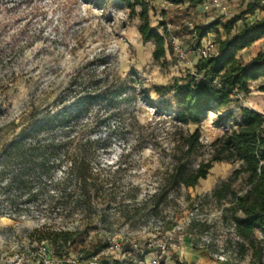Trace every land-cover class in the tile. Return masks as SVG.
Segmentation results:
<instances>
[{
    "label": "rangeland",
    "instance_id": "374dc122",
    "mask_svg": "<svg viewBox=\"0 0 264 264\" xmlns=\"http://www.w3.org/2000/svg\"><path fill=\"white\" fill-rule=\"evenodd\" d=\"M165 1L150 2V25L158 33H162L163 13L172 9ZM221 2L224 12L196 8V15L190 17L192 24L186 21L190 29L218 23L201 44L224 39L264 17V0ZM253 5L254 9H249ZM128 17L117 0H0V264H62L64 258L67 262L74 259L82 248L92 257L75 264H110L111 259L146 264L156 255L158 244H165L166 254L160 258L164 264L173 256L183 258L187 243L206 249L221 264L234 262L230 197L217 201L212 191L231 178L237 164L213 163L205 179L194 187L172 191L159 207L154 208L148 197L160 188L172 167L175 142L181 134L199 131L203 148L190 161L194 169L209 160L210 143L224 131L236 129L240 108L264 116V93L258 90L264 78L250 82L248 91L238 93L218 114L209 112L198 125L181 126L169 116L176 108L172 96H158L154 90L192 74L198 47L191 39L173 38L172 52L155 61L153 43L141 40L138 20ZM230 20L233 23L227 31L224 27ZM177 50L185 53L183 59L178 58ZM260 50H264V37L237 52L236 57L246 63ZM88 75L101 80L96 90L119 88L125 99L116 104L115 114L96 134L105 145L95 151L92 168L97 177L89 182L100 189L96 194L90 192L80 207L71 203L61 209L49 205L50 197L56 198L51 191H37L33 175L27 179V187L7 184L10 171L4 166L5 152L19 139L30 116L71 103L75 92L69 88L70 80ZM84 91L95 89L87 86ZM108 111L105 106H93L69 134L79 135L92 128ZM76 151L75 146L69 148V154ZM10 166L16 167L14 163ZM55 177L58 180L61 175ZM73 186L70 181L66 190ZM246 188L240 175L229 182L228 190L243 194ZM28 193L34 195L30 201ZM43 227L76 230L74 252L69 250V257L62 259L52 256L46 242H37V231ZM103 245L107 248L100 249ZM113 245L120 249H110ZM41 246H46L49 254H42Z\"/></svg>",
    "mask_w": 264,
    "mask_h": 264
},
{
    "label": "trees",
    "instance_id": "16d2710c",
    "mask_svg": "<svg viewBox=\"0 0 264 264\" xmlns=\"http://www.w3.org/2000/svg\"><path fill=\"white\" fill-rule=\"evenodd\" d=\"M127 10L130 19L138 20L137 31L145 43H153V60L165 58L173 50L172 39L188 41L191 39L197 47L209 30L218 25L213 22L203 28H189L186 21L196 15V7L205 0H190L183 5L182 0H166L172 9L163 13L159 27L162 33L150 25L149 11L151 0H117ZM255 5L249 9H254ZM128 17V18H129ZM192 24V22H190ZM233 21L224 27L229 30ZM264 37V17L245 25L224 39L214 41L215 52L207 57H200L193 65L194 72L174 79L164 86L155 87L154 92L160 96L170 94L176 108L170 119L181 126L198 125L206 119L209 112L218 114L223 108L235 101L238 93H246L249 83L264 78V50L258 51L246 63L241 62L236 54L249 47L254 41ZM94 75L87 78L75 76L69 82V88L75 92L71 103L63 104L54 112L46 111L32 115L28 123L20 131L17 141H12L5 152L4 166L9 168L7 179L9 186L27 187V179L33 175L37 183V191H51L56 198L51 203L66 209L80 207L85 197L97 193L99 187L91 182L96 179L97 172L92 168L95 164V151L101 144L97 137L99 127L105 125L108 117L113 116L116 104L122 100L121 89L96 90L100 79ZM100 80V81H99ZM258 90L264 93V81ZM93 87L95 91L87 93L85 87ZM79 90V91H77ZM77 91V92H76ZM125 97V96H124ZM105 106L109 110L103 120L94 123L79 135H70L85 113L93 106ZM219 118V117H218ZM199 131H188L181 134L175 142L173 165L165 173V178L157 191L149 195L148 200L154 208L159 207L168 195L180 187H194L198 181L205 179L213 163L227 162L237 164L231 178L212 191L215 200L221 201L230 197L228 211L236 240L233 242L234 262L231 264H264V116L248 108H240V123L236 129L224 131L215 141L209 144L210 158L201 162L196 168L190 166L191 159L203 148L199 141ZM109 141V137H107ZM109 142H106V144ZM76 147L74 154L69 148ZM94 162V163H93ZM14 163L16 167L10 166ZM12 168V170H11ZM5 168H3L4 170ZM1 171V170H0ZM2 173V172H0ZM60 174V179L55 176ZM243 175L247 188L243 194H235L229 189V182ZM92 180V181H91ZM74 182L70 190L66 185ZM91 181V182H89ZM50 194V195H51ZM34 195L27 194L30 201ZM76 196L74 201L71 198ZM60 200V202L58 201ZM88 201L87 207L90 208ZM84 206V205H83ZM239 213V214H238ZM37 242H46L51 255L62 259L69 257V250L76 249V230L51 229L43 227L37 231ZM259 234L257 238L255 233ZM196 247V244H193ZM107 248L106 245L100 249ZM91 252L80 249L75 252L74 259L69 262L64 258L62 264L82 263L90 260ZM175 264H183L173 256ZM110 264H124L111 259Z\"/></svg>",
    "mask_w": 264,
    "mask_h": 264
},
{
    "label": "built area",
    "instance_id": "2783aa9c",
    "mask_svg": "<svg viewBox=\"0 0 264 264\" xmlns=\"http://www.w3.org/2000/svg\"><path fill=\"white\" fill-rule=\"evenodd\" d=\"M164 3L167 6H172L171 3L167 2V1H165ZM208 8H214V9L221 11V12L225 11V6L221 2V0H208L206 2V4L203 5V10L206 11V10H208ZM215 50H216V48H215V44L213 41H205L197 49L198 58L207 57L208 55L214 53ZM177 56H178V58L183 59L185 57V53L182 52L181 50H177ZM109 248L117 251L120 249V246L113 245V246H110ZM166 249L167 248H166L165 244H158V249L156 251V255L151 257L150 259L146 260V264H161L160 258L165 256ZM40 250H41L42 254H45V253L49 254V250L46 246H41Z\"/></svg>",
    "mask_w": 264,
    "mask_h": 264
},
{
    "label": "crops",
    "instance_id": "0c3cea01",
    "mask_svg": "<svg viewBox=\"0 0 264 264\" xmlns=\"http://www.w3.org/2000/svg\"><path fill=\"white\" fill-rule=\"evenodd\" d=\"M188 2H183V5H186ZM202 8V5L196 7ZM204 11V10H203ZM210 41V40H207ZM177 260L183 264H221L211 258V256L206 252V249L191 247L190 243L186 244L185 256L183 258L177 257ZM164 264H175L172 260L165 261Z\"/></svg>",
    "mask_w": 264,
    "mask_h": 264
}]
</instances>
